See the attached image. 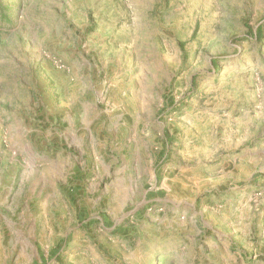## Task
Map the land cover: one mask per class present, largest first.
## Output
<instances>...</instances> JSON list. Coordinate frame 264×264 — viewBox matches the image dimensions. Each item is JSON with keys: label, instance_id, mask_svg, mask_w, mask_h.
<instances>
[{"label": "rangeland", "instance_id": "374dc122", "mask_svg": "<svg viewBox=\"0 0 264 264\" xmlns=\"http://www.w3.org/2000/svg\"><path fill=\"white\" fill-rule=\"evenodd\" d=\"M0 264H264V0H0Z\"/></svg>", "mask_w": 264, "mask_h": 264}]
</instances>
